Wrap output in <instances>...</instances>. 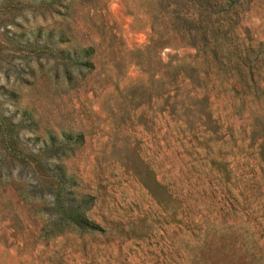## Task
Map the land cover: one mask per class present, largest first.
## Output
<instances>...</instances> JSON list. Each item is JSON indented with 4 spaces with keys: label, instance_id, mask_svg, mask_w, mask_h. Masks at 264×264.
Wrapping results in <instances>:
<instances>
[{
    "label": "rangeland",
    "instance_id": "obj_1",
    "mask_svg": "<svg viewBox=\"0 0 264 264\" xmlns=\"http://www.w3.org/2000/svg\"><path fill=\"white\" fill-rule=\"evenodd\" d=\"M0 264H264V0H0Z\"/></svg>",
    "mask_w": 264,
    "mask_h": 264
},
{
    "label": "trees",
    "instance_id": "obj_2",
    "mask_svg": "<svg viewBox=\"0 0 264 264\" xmlns=\"http://www.w3.org/2000/svg\"><path fill=\"white\" fill-rule=\"evenodd\" d=\"M60 217L65 220H72L80 225H91L94 227V224L90 222L81 212L77 211L74 207H66L63 203L60 204Z\"/></svg>",
    "mask_w": 264,
    "mask_h": 264
}]
</instances>
